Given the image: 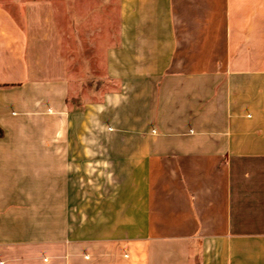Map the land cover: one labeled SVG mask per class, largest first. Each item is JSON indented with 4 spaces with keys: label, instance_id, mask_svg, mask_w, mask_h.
Returning a JSON list of instances; mask_svg holds the SVG:
<instances>
[{
    "label": "crops",
    "instance_id": "0c3cea01",
    "mask_svg": "<svg viewBox=\"0 0 264 264\" xmlns=\"http://www.w3.org/2000/svg\"><path fill=\"white\" fill-rule=\"evenodd\" d=\"M120 17L86 95L55 3L0 0V264H264V0Z\"/></svg>",
    "mask_w": 264,
    "mask_h": 264
},
{
    "label": "rangeland",
    "instance_id": "374dc122",
    "mask_svg": "<svg viewBox=\"0 0 264 264\" xmlns=\"http://www.w3.org/2000/svg\"><path fill=\"white\" fill-rule=\"evenodd\" d=\"M6 1V0H3ZM71 69L86 82L85 94L106 90L105 55L120 30V0H52ZM84 82V83H85Z\"/></svg>",
    "mask_w": 264,
    "mask_h": 264
},
{
    "label": "trees",
    "instance_id": "16d2710c",
    "mask_svg": "<svg viewBox=\"0 0 264 264\" xmlns=\"http://www.w3.org/2000/svg\"><path fill=\"white\" fill-rule=\"evenodd\" d=\"M4 136L3 130L0 128V138Z\"/></svg>",
    "mask_w": 264,
    "mask_h": 264
}]
</instances>
